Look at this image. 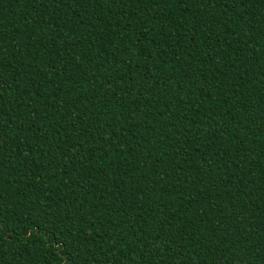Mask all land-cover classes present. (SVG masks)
<instances>
[{
    "label": "trees",
    "instance_id": "1",
    "mask_svg": "<svg viewBox=\"0 0 264 264\" xmlns=\"http://www.w3.org/2000/svg\"><path fill=\"white\" fill-rule=\"evenodd\" d=\"M0 264H264V0H0Z\"/></svg>",
    "mask_w": 264,
    "mask_h": 264
}]
</instances>
